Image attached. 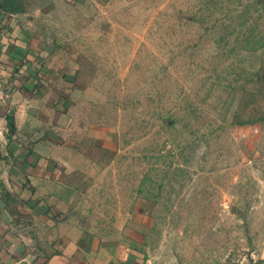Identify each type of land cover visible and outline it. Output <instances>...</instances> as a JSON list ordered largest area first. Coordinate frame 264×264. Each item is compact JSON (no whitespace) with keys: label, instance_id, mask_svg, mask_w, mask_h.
I'll use <instances>...</instances> for the list:
<instances>
[{"label":"rangeland","instance_id":"1","mask_svg":"<svg viewBox=\"0 0 264 264\" xmlns=\"http://www.w3.org/2000/svg\"><path fill=\"white\" fill-rule=\"evenodd\" d=\"M0 25L72 79L95 259L264 262V0H0Z\"/></svg>","mask_w":264,"mask_h":264},{"label":"crops","instance_id":"2","mask_svg":"<svg viewBox=\"0 0 264 264\" xmlns=\"http://www.w3.org/2000/svg\"><path fill=\"white\" fill-rule=\"evenodd\" d=\"M11 30L0 25V196L22 194L29 218L17 220L0 198V264H116L94 258L70 217L81 157L67 141L71 113L57 86L72 79Z\"/></svg>","mask_w":264,"mask_h":264}]
</instances>
